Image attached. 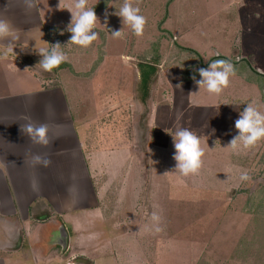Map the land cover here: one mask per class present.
<instances>
[{
    "label": "rangeland",
    "instance_id": "374dc122",
    "mask_svg": "<svg viewBox=\"0 0 264 264\" xmlns=\"http://www.w3.org/2000/svg\"><path fill=\"white\" fill-rule=\"evenodd\" d=\"M122 4L123 0H88V7H94L98 17L92 31L99 36L87 48L70 42L72 33L67 29L72 13L64 19L56 14L50 48L59 42L67 65L47 72L39 64L41 55L30 60L47 86L69 84L84 131L85 159L89 167L91 161V173L101 191L94 219L101 217V226L109 227L113 243L118 244L120 238L129 246L135 237L142 244L147 242V250L154 252L150 254L154 264H264V140L252 148L233 151L228 146L231 138L211 136L217 134L213 130L216 122L192 128L185 109L191 113L193 106L189 109L182 103L183 87L177 91L175 83L159 88L172 99L163 102L160 97L163 103L154 109L156 115L146 142L138 77L136 81L134 71L129 84L124 75L125 65L155 62L162 72L169 73L172 82H178L184 71L202 68L199 57L180 45L196 46L204 63L214 54L228 53L239 76L240 93H245L249 103L262 97V105L252 104L264 112V85L260 87L254 71L264 72V0H139L140 14L147 20L141 36L114 14ZM120 30V37L111 35V31ZM102 54L103 61L93 72ZM111 63L121 70L117 82L122 86L114 90L113 84L110 86ZM235 85L231 83L230 92ZM131 88L129 94L124 92ZM152 95L151 105L157 103ZM247 106L244 104L243 110ZM182 128L194 132L204 148L199 174L182 176L174 170L179 162L170 133ZM54 154L60 161V153ZM54 171L61 175L58 180L67 177L69 183L36 184L38 191L28 188L56 200L69 196L81 200L83 194L87 195L88 186L77 183L72 170L60 167ZM244 172L250 180H240ZM0 187L7 189L10 200L11 186ZM154 211L161 216L159 232L151 218ZM144 226L146 235L139 231Z\"/></svg>",
    "mask_w": 264,
    "mask_h": 264
},
{
    "label": "crops",
    "instance_id": "0c3cea01",
    "mask_svg": "<svg viewBox=\"0 0 264 264\" xmlns=\"http://www.w3.org/2000/svg\"><path fill=\"white\" fill-rule=\"evenodd\" d=\"M32 3L34 6L28 7L27 0H0V19L9 21L18 37L0 39V186L9 184L12 188L8 200L7 189L0 187V264H154L150 259V254L154 252L147 250V242L142 244L135 237L134 243L126 246L118 238V244H114L109 227L107 230L101 226V217L98 221L94 219L101 191L91 173V161L89 167L85 159L84 131L76 116L69 84L61 82L47 86L43 76L31 65L30 60L40 55L38 48H50L54 18H57L56 14L63 19L68 18L70 11L65 7L72 0H32ZM189 39L186 37V40ZM10 45L14 46V53L5 55ZM103 56L94 64L93 72L101 65ZM221 56L230 58L224 52ZM135 66L125 65L124 75L129 84L134 80V71L135 80L138 77L137 94L142 105V133L146 142L151 135L155 107L172 99L159 88L175 83L177 91L179 86L183 87L185 98L182 103L188 108L193 106L191 113L185 109L189 126L201 128L208 122H216L213 130L217 134L211 136L218 140L236 137L239 132L236 121L241 118L243 105L249 103L245 93H240L237 72L230 77L228 87L216 95L200 88L192 78L185 79L182 74L178 82H172L169 73L162 72L161 65L155 62ZM206 69L210 70V64ZM109 70L113 77L110 86L113 84L114 90L122 86L117 82V74L121 70L113 63L109 65ZM256 71L264 74L261 70ZM195 79L201 81L203 77L200 75ZM231 83L236 84L233 93L229 90ZM240 85L244 87V84ZM131 91L132 88L124 90L126 94ZM150 92L152 98L155 97L152 101L157 100L156 104H150ZM161 96L163 102H160ZM173 100L175 102L176 97ZM251 103L262 105V97L257 96ZM29 122L36 126L41 123L48 125V145L34 143L26 132L21 131V125ZM56 152L61 155L60 161L54 154ZM37 156L40 157L39 162ZM46 159L51 163L44 167ZM60 167L72 170L76 174L73 179L83 188L88 186L87 195L83 194L81 200H73L70 196L56 200L28 188L32 186V181L35 185L58 181L69 183L67 177H64L66 180H58L61 175L54 169ZM139 231L144 235L148 233L146 226ZM119 234L123 236L121 232ZM151 248L154 249L153 246Z\"/></svg>",
    "mask_w": 264,
    "mask_h": 264
},
{
    "label": "clouds",
    "instance_id": "9594fccd",
    "mask_svg": "<svg viewBox=\"0 0 264 264\" xmlns=\"http://www.w3.org/2000/svg\"><path fill=\"white\" fill-rule=\"evenodd\" d=\"M139 0H123L122 6L118 9L115 15L123 18L122 23L128 25L132 32L137 35H143L145 25L147 23L146 17L140 14L138 6ZM28 7H33L32 0H27ZM72 13V21L68 26V31L72 33L70 42L81 47H89L93 41L98 39L99 34L92 30L96 28L98 20L94 7H88V0H72V3L65 7ZM107 17V13H106ZM107 19H105V23ZM63 34V33H61ZM113 37H120V31H111ZM12 37L17 39L15 31L7 20L0 19V39ZM13 47L10 45L5 55L8 52H13ZM37 51L43 57L39 62L44 71L51 72L54 68L66 61L67 57L61 48L59 42L52 45L51 48L41 47ZM203 80L196 81L195 75L192 76L193 81L200 88H205L209 93L219 95L225 88L228 87L230 77L235 75L236 69L230 60L217 59L210 64V70L197 69ZM241 117L236 121V128L239 129V136L232 139L228 146L233 151H239L241 148L249 149L254 147L259 141L264 140V112L258 110L252 103L240 113ZM25 119L31 120L30 117ZM21 131L26 132L34 143L48 145V125L41 123L36 126L35 123L29 122L21 125ZM175 142L177 150L175 159L179 162L176 169L182 176H189L190 174H199L203 166L202 157L205 155L204 148L201 147L200 138L188 128H182L170 133ZM37 162L40 157H36ZM51 161L46 159L43 161L44 167L49 166ZM251 177L244 172L240 176L241 181H248ZM33 190L38 191L32 181ZM152 221L156 232L161 231L160 221L161 216L157 212L152 213Z\"/></svg>",
    "mask_w": 264,
    "mask_h": 264
},
{
    "label": "trees",
    "instance_id": "16d2710c",
    "mask_svg": "<svg viewBox=\"0 0 264 264\" xmlns=\"http://www.w3.org/2000/svg\"><path fill=\"white\" fill-rule=\"evenodd\" d=\"M102 6H105V4H103ZM179 47H180L181 49H183V50H188V51L194 52V53L199 57V59H200V63H201V65H202V68H203V69H206L207 66H208L209 64H211V63L213 62V60H216V59H222V60H230V61H232L230 58H227V57H225V56H221V55H219V56H214V57L210 58V60H209L208 63H204L201 54H200L197 50H195V49H193V48H190V47H183V46H181V45H180ZM66 65H67V63H66V62H63V63H61V64L59 65V67H57V68H63V67L66 66ZM254 71L257 73L258 77L260 78L259 85H260V87L262 88L263 85H264V74H261V73H259V72L256 71V70H254ZM183 74H184L183 76H184L185 79H191L193 75H195V78H197V77L200 76L199 71H197V70H195V71H190V70H188V71H184ZM263 95H264V93H263Z\"/></svg>",
    "mask_w": 264,
    "mask_h": 264
}]
</instances>
